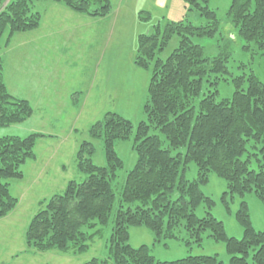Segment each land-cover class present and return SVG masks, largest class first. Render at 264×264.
<instances>
[{
	"label": "trees",
	"instance_id": "trees-1",
	"mask_svg": "<svg viewBox=\"0 0 264 264\" xmlns=\"http://www.w3.org/2000/svg\"><path fill=\"white\" fill-rule=\"evenodd\" d=\"M38 1L43 0H8L6 4L0 0V126L22 122L33 113L27 99L10 93L1 50L13 34L38 28L41 14L33 9ZM53 1L90 17H106L111 10L110 0ZM182 1L185 18L158 22L137 38L134 63L150 69L145 120L134 127L126 118L106 112L88 128L90 138L102 140L106 163L93 164L91 141L79 143L76 169L84 177L69 179L62 191L40 201L25 230L28 249L73 248L81 252L88 247L87 240L97 232L89 229L109 222L116 200L113 182L123 161L114 143L133 134L136 161L126 173L112 214L108 256L81 264H223L215 255L157 260L147 245L132 247L128 243V228L133 225L150 229L154 242L178 239L177 231L183 229V243L199 245L207 233V237L224 242L228 264H264V231L252 225L247 203L242 200L235 214L242 236H228L222 221L210 212L213 200L199 186L214 173L226 181L224 194L242 197L252 192L264 206V86L254 74H231L228 41H218L219 51L211 57L206 55L204 47L192 38L221 37L220 21L209 0ZM191 12L203 17L205 23L193 24L187 18ZM226 15L247 43L244 48L252 43L264 52V0H231ZM138 16L149 19L150 13L140 10ZM174 34L179 37L177 46L161 59L159 53ZM228 77L234 92L218 99L219 82L228 81ZM151 128L158 133L150 134ZM42 136L31 132L23 137H0V217L15 208L18 198L11 194L10 182L23 178L22 167L35 158L34 146ZM182 147L183 152L172 154ZM190 162L197 167V177L192 180L186 177ZM202 204L205 212L198 216L196 209Z\"/></svg>",
	"mask_w": 264,
	"mask_h": 264
},
{
	"label": "rangeland",
	"instance_id": "rangeland-1",
	"mask_svg": "<svg viewBox=\"0 0 264 264\" xmlns=\"http://www.w3.org/2000/svg\"><path fill=\"white\" fill-rule=\"evenodd\" d=\"M7 1L5 0L4 4ZM230 1L209 0L208 3L220 21L222 36L217 34L211 38L193 37L192 40L201 44L209 57L219 51L216 46L218 41H228L231 56L227 64L231 74L236 77L243 74H254L264 86V52L260 53L252 43H248V48L243 47L247 43L237 35L236 29L226 18ZM50 5H56L64 10L62 16H59V19H65L62 20V23H66L64 25L70 26L71 22L77 23L78 21H81L80 26L86 24L84 22H87V25H93L91 28L95 27L96 31H99L102 42L99 37L96 41L95 36L94 41L98 48L89 50L84 59V65H89L87 68L91 71L88 75L91 76L95 70L93 80L95 75L97 78L94 81L82 80V76L85 74L77 70L71 74L70 79L63 78L58 85L61 89L62 104L57 106L59 108L56 109L55 116L47 122H43L40 115L44 114V110L38 100L39 92L36 98L37 91L32 90L30 83L26 81L30 72L24 68V65L31 57L32 49L30 48H33V46L27 47L26 44L36 43L37 35L46 33V19L53 18ZM110 5L111 10L106 17H90L85 14H77L53 0L38 1L33 7L41 14L38 28L13 34L9 41L8 51H6L8 44L2 46L4 79L9 86V91L16 97L27 99L32 106L33 113L22 122L0 126V137L26 136L33 132L31 130L40 123L43 129L39 130H42L41 132L46 135L42 133L44 136L36 141L35 158L27 160L22 167L24 178L10 182L11 194L17 198L21 197V199L19 205L17 202L9 214L0 217V264H81L92 258L103 260L108 256L112 214L116 209L126 173L136 161L133 134L129 139L116 140L114 143V150L123 161V167L117 171L116 179L113 182L116 200L109 222L89 229L88 232L95 230L97 232L87 240L88 247L84 251L74 252L73 248L67 251L55 248L45 251L28 249L25 244V230L32 216L39 210L40 201L62 191L64 185L60 180H80L81 176L84 177L76 169V152L81 141L92 142L94 151L90 159L93 164L105 165L102 140L90 138L88 135V128L93 123L102 119L106 112H113L126 118L132 122L134 127L140 120H145L144 104L148 98L150 69L139 67L134 63L138 35L150 32L153 30V25L158 22L177 21L186 17V6L182 0H110ZM140 10L149 12V19L139 18ZM187 18L195 25L205 23L204 18L195 12L188 14ZM178 41V35H172L168 44L159 53L160 58L165 59L177 46ZM63 48L62 46L59 54L63 52ZM39 52L38 49L37 53ZM23 53L26 58H21ZM82 55L78 57L81 62ZM50 60V54L47 56L45 54L38 55L32 61L30 60V63L33 64L31 69L34 70L36 63L40 65L41 62L49 63ZM91 63L92 65H90ZM9 66H15L18 72L16 79L10 74ZM81 69L82 64L78 67V70ZM65 72L67 73L66 69ZM23 77L26 80H23ZM245 85L246 83L243 87ZM234 89L230 77H228V81L221 80L218 85L217 98L230 97ZM83 101H86V104L81 115L78 119H74V113L82 107ZM71 124H73L72 128H70ZM153 132L158 133L151 128L149 133ZM159 135L165 141L164 136ZM165 145L166 143L163 144V146ZM177 151L183 152L184 148L174 149L171 152L174 154ZM186 177L190 180L197 177V167L194 162L188 164ZM199 186L202 192L213 200L210 212L215 218L222 221L228 236L237 238L242 236L243 229L235 217L242 200L247 203L254 228L264 231V206L252 192L245 193L242 197L224 194L227 190L226 181L214 173H209L207 182L201 183ZM225 202H227L228 209ZM204 207L202 204L196 209L198 216L204 214ZM82 229L87 230L85 226ZM128 232V243L132 247L147 245L150 253L157 260H174L186 255H215L223 264H228L229 256L224 242L207 237V233L203 235L201 244L185 245L182 240L185 237L183 229L177 231L180 238L162 242H154L153 233L144 225L130 226ZM98 264L112 263L104 261Z\"/></svg>",
	"mask_w": 264,
	"mask_h": 264
},
{
	"label": "crops",
	"instance_id": "crops-1",
	"mask_svg": "<svg viewBox=\"0 0 264 264\" xmlns=\"http://www.w3.org/2000/svg\"><path fill=\"white\" fill-rule=\"evenodd\" d=\"M50 8L53 11V16H52L53 18L46 19L45 22L46 33L38 34L37 42L34 43L33 45L32 43L26 44L27 47L33 46V48H30L32 49L30 54L31 57L29 61L24 65V68L28 69L30 75L27 80L25 77H23L24 78L23 80H26L28 81V83H30L31 89L37 91L36 92L37 94H35L36 98L39 92L38 100L41 104L39 102L38 103L42 105V110H44V114L42 113L40 115L43 122L44 121L47 122L50 118L55 116L56 115L55 111L57 108H59L57 106L59 104H62L61 89L58 87V85L61 83V80L63 78L70 79V77L72 76L71 74H73L77 70L80 73L82 72L85 74V76H82V80L85 81L93 80L95 70H93V73L91 74V76H89L88 73L91 71L87 68L89 65H84V59L86 58L88 54L87 52L89 50H92L93 48L96 47L98 48V46L96 45V41L99 38L100 41L102 42L99 31H96L95 27L91 28L93 25L90 26L87 25V22H84L86 24L80 26L79 23H81V21H78L77 23L71 22L70 26L64 25L66 23L64 22L62 23V20L65 19H59V16L60 15L62 16V12H64V10L56 5H50ZM76 20H83V19H76ZM95 36H96V41H94ZM62 46L64 47L63 52L59 54L60 49H62ZM8 49H9V43L6 48V51H8ZM38 49L40 51L39 53H37ZM57 51L59 55L57 54ZM42 54H45V56L50 54L51 55L50 62L45 63L43 61L41 62L40 65L36 63L34 70H32L31 66L33 64L30 63V60L32 61L34 57L36 58V56L38 55L41 56ZM81 54H83L82 62L81 60L78 59V57ZM22 57L26 58L24 53L21 56V58ZM80 64H82V69L78 70ZM90 65H92V63ZM9 67L8 70L10 71V74L16 79L18 72L16 71L15 66H12L11 68ZM65 69L67 70V73L65 72ZM70 69H72V72H70ZM96 78L97 76L95 75V79ZM7 87L9 89L8 85ZM85 104L86 101H83V103L81 104L82 107L74 113L75 116L74 119H78V117L81 115L82 109ZM75 108H77V106H75ZM40 125L41 123L38 124V126L33 128V130L31 131L44 133L41 132L42 130H39V129H43ZM72 127L73 124L70 125V128ZM67 181L68 180L66 181L60 180V182H62L64 186H65L64 183ZM20 199L21 197L18 198V205Z\"/></svg>",
	"mask_w": 264,
	"mask_h": 264
}]
</instances>
